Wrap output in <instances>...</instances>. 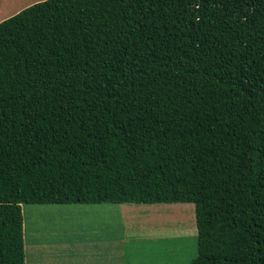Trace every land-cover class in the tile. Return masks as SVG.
I'll list each match as a JSON object with an SVG mask.
<instances>
[{"label":"trees","instance_id":"trees-1","mask_svg":"<svg viewBox=\"0 0 264 264\" xmlns=\"http://www.w3.org/2000/svg\"><path fill=\"white\" fill-rule=\"evenodd\" d=\"M23 203H192L190 264H264V0L1 20L0 264H23Z\"/></svg>","mask_w":264,"mask_h":264},{"label":"rangeland","instance_id":"rangeland-1","mask_svg":"<svg viewBox=\"0 0 264 264\" xmlns=\"http://www.w3.org/2000/svg\"><path fill=\"white\" fill-rule=\"evenodd\" d=\"M31 1L34 0H0V21ZM102 205L110 207H105L106 212L97 213L90 208L72 212L73 206H64L70 214L65 222L69 223L57 224L53 231L43 230L42 239L47 242L64 238L68 244L66 247L61 246L63 243L50 245L51 249L69 250L57 256L56 261L67 264L70 259L69 264H83V259L93 262L94 258H99L102 264L104 261L114 264H190L194 258L196 233L192 203ZM127 206H135L137 211L119 213ZM66 226L68 233H64ZM89 251H95L96 256L85 259L84 254Z\"/></svg>","mask_w":264,"mask_h":264},{"label":"crops","instance_id":"crops-1","mask_svg":"<svg viewBox=\"0 0 264 264\" xmlns=\"http://www.w3.org/2000/svg\"><path fill=\"white\" fill-rule=\"evenodd\" d=\"M37 1L41 0H34L31 2H26L22 4L18 8L12 11L9 17L12 14L16 13L20 9L33 4ZM2 20L5 18H1ZM123 204V203H121ZM31 206L21 204L20 205V212L22 217V244H23V264H63L60 261H56L57 256L64 255V253L68 252V249H51V244L55 243H63L61 246L66 247L68 244L64 241V238H59L56 242L46 241L42 239L43 230L53 231L57 224H68L69 222H65L68 217V208H63L64 206H73L70 210L76 211L80 208H90L92 211H96L100 213L105 211V207H110L109 205H102V203L98 204H30ZM96 206V207H94ZM135 206H127L123 207L121 212L119 213L124 215V212H131L134 213ZM119 210V209H118ZM126 210V211H125ZM106 212V211H105ZM64 215V216H63ZM68 227H65L64 233H68ZM95 251H89V254L85 252L84 258H92L96 256L94 253ZM71 254V251H70ZM93 262H88L87 260L83 259V264H102L103 261L99 260V258H94ZM70 260V259H69ZM69 260L67 264H69ZM105 264H114L108 261H104Z\"/></svg>","mask_w":264,"mask_h":264}]
</instances>
